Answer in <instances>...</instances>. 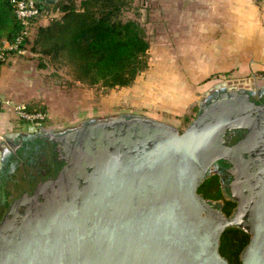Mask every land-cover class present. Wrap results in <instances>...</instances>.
I'll list each match as a JSON object with an SVG mask.
<instances>
[{
	"label": "water",
	"instance_id": "water-1",
	"mask_svg": "<svg viewBox=\"0 0 264 264\" xmlns=\"http://www.w3.org/2000/svg\"><path fill=\"white\" fill-rule=\"evenodd\" d=\"M217 85L227 87L183 131L142 114L74 128L70 138L96 164L84 174L74 158L41 198L37 185L23 212L14 201L0 224V264H232L221 235L243 217L251 237L241 264H264V102L238 83ZM237 127L246 129L242 138L226 144L225 132ZM19 134L8 131L1 142ZM222 157L239 167L231 216L198 191Z\"/></svg>",
	"mask_w": 264,
	"mask_h": 264
},
{
	"label": "rangeland",
	"instance_id": "rangeland-1",
	"mask_svg": "<svg viewBox=\"0 0 264 264\" xmlns=\"http://www.w3.org/2000/svg\"><path fill=\"white\" fill-rule=\"evenodd\" d=\"M179 6V0H131L125 13L145 25L151 46L149 66L130 85H89L75 80L68 66L50 61L46 68H40V78L46 74L49 82L46 83V90L41 91L42 98L27 105L32 109H44L48 116L36 125L57 130L77 125L85 119L142 114L184 130L197 117L202 104L221 87L218 83L232 81L256 90L264 88V71L212 72L194 69L192 64L195 63L189 60L185 42L180 45L183 40L174 30L178 17L187 14L180 12L183 8ZM59 14V11L50 9L39 17L46 16L50 20ZM11 170L10 185L13 189L15 187L14 193L17 194L26 184L24 177L31 172V168L15 164ZM206 179L208 181V177ZM209 184H204L200 192L215 201H223L227 196L223 190L215 188L208 191Z\"/></svg>",
	"mask_w": 264,
	"mask_h": 264
},
{
	"label": "trees",
	"instance_id": "trees-1",
	"mask_svg": "<svg viewBox=\"0 0 264 264\" xmlns=\"http://www.w3.org/2000/svg\"><path fill=\"white\" fill-rule=\"evenodd\" d=\"M37 2L41 12H60L37 27L32 49L39 53L40 67H46L50 61L68 66L75 80L115 87L130 85L149 66L151 43L146 27L125 13L131 0ZM15 3L16 0H0V39L15 40L24 29ZM206 180L201 188L210 183L208 191L220 189L218 174ZM249 236L240 227L227 229L221 236V253L232 264H240V253Z\"/></svg>",
	"mask_w": 264,
	"mask_h": 264
},
{
	"label": "crops",
	"instance_id": "crops-1",
	"mask_svg": "<svg viewBox=\"0 0 264 264\" xmlns=\"http://www.w3.org/2000/svg\"><path fill=\"white\" fill-rule=\"evenodd\" d=\"M179 5L184 9L180 12L187 14L178 17L174 30L183 40L180 45L185 42L194 69L264 71V0H179ZM48 21L45 16L32 23L23 49L30 48L33 55L24 54L23 49L10 51L1 67L0 142L8 131L36 125L18 117L12 103L31 105L46 90L47 75H39L40 68L47 66L40 67L32 44L37 27Z\"/></svg>",
	"mask_w": 264,
	"mask_h": 264
},
{
	"label": "flooded vegetation",
	"instance_id": "flooded-vegetation-1",
	"mask_svg": "<svg viewBox=\"0 0 264 264\" xmlns=\"http://www.w3.org/2000/svg\"><path fill=\"white\" fill-rule=\"evenodd\" d=\"M238 85L240 88L250 92L252 100L258 103L264 102V88L256 90L251 87H246L240 84ZM226 87L227 86L219 87L218 90H215L214 93L209 96L208 100L216 98ZM131 115L133 114H119L114 116L128 117ZM110 117L85 119L77 125L67 126L63 129L57 130L44 129L39 125H37V129L29 130V125L27 124L22 127L21 131H18L20 132L19 135L14 136L15 139L13 142H9V139L5 143L0 142V224L5 219L16 199H19V205L17 206L18 211L23 212L26 204L29 203L31 205L33 202V194L35 193L37 185L40 187L39 196L41 198L42 194H44L46 190L50 189V183L57 177L60 170L68 167L69 165L71 166V162L74 158H78V160L82 163L81 166L84 167L82 168L79 166L78 171H84V174L91 171L93 169L92 162L95 165L96 160L93 159L91 161L86 158V152L83 149H86L87 147H80L79 142L70 138V133L76 127L86 124H94L100 120ZM180 131L183 130L180 129ZM245 131L246 129L239 127L228 129L225 132V143L228 145L234 144L242 138ZM93 147L94 149L96 148L95 145H93ZM88 161H91V165ZM39 163L42 165L40 166ZM15 164L29 165L31 168V172H27L24 177L26 184H23L20 192L17 194L14 193L15 187L13 189L10 185V182L12 181L11 177L13 175L11 167ZM238 171L239 167L237 168L232 162L223 157L217 159L210 166V170L206 178L214 174L219 175L220 189H222L227 195L223 201H215L214 198L207 197L204 193L200 192L201 185L205 179L198 188L199 193L204 198L208 199L214 206L220 208L221 212L226 216L235 214L236 207L238 205L237 196H241V191L237 187L239 184ZM71 179L73 180L74 177L70 176L68 178L67 176V180ZM77 180L84 184L83 179L78 175ZM14 185L16 186V183ZM233 202H235V204H233ZM242 222V224L248 225V221L245 217H243ZM242 224L237 223L229 225L224 229V231L232 227H240L249 233L250 240L251 233Z\"/></svg>",
	"mask_w": 264,
	"mask_h": 264
},
{
	"label": "built area",
	"instance_id": "built-area-1",
	"mask_svg": "<svg viewBox=\"0 0 264 264\" xmlns=\"http://www.w3.org/2000/svg\"><path fill=\"white\" fill-rule=\"evenodd\" d=\"M38 0H16V14L21 22L24 24L23 31L16 37L15 40L4 38L0 42V70L8 57L10 51H22V45L27 39L32 28L34 19L41 15V8L37 2ZM264 77V76H263ZM10 102V101H8ZM13 110L18 117L31 121L35 124H41L48 116V113L40 109H32L27 103H12Z\"/></svg>",
	"mask_w": 264,
	"mask_h": 264
}]
</instances>
